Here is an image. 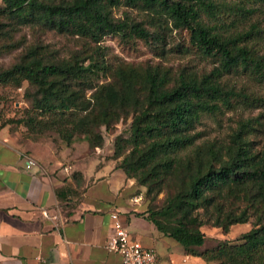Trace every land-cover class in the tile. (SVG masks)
Returning a JSON list of instances; mask_svg holds the SVG:
<instances>
[{
    "label": "trees",
    "instance_id": "obj_1",
    "mask_svg": "<svg viewBox=\"0 0 264 264\" xmlns=\"http://www.w3.org/2000/svg\"><path fill=\"white\" fill-rule=\"evenodd\" d=\"M257 3L264 0H0V16L7 19L0 23V34L26 25L97 45L87 58L59 62L47 59L41 46L31 47L21 63L0 71V84L27 80L41 96L33 102L35 111L61 118L55 122L59 128L71 118L72 125L60 129L69 147L80 133L86 139L81 144L100 148L104 139L97 130L132 116L131 133L117 139L112 158L146 197L166 192L165 205L148 209L147 218L187 255L216 264H264V146L258 150L248 139L253 121L242 122L230 143L197 144L201 133L196 131L204 114L233 108L239 93L228 87L226 75L240 68L264 81V56L245 44L264 30L237 28L257 11ZM121 4L148 14L156 31L130 16L117 18L114 8ZM171 28L189 32L196 52L213 64L210 72L200 76L185 69L175 75L159 65L114 67L99 45L108 35L160 43ZM108 74L112 81L101 83ZM27 126L39 123L31 117ZM252 216L256 221L240 242L199 251L206 243L204 226L228 234Z\"/></svg>",
    "mask_w": 264,
    "mask_h": 264
},
{
    "label": "crops",
    "instance_id": "obj_2",
    "mask_svg": "<svg viewBox=\"0 0 264 264\" xmlns=\"http://www.w3.org/2000/svg\"><path fill=\"white\" fill-rule=\"evenodd\" d=\"M80 146L44 155L0 121V264H123L106 247L115 211L161 264H207L147 218L144 189L115 159Z\"/></svg>",
    "mask_w": 264,
    "mask_h": 264
},
{
    "label": "rangeland",
    "instance_id": "obj_3",
    "mask_svg": "<svg viewBox=\"0 0 264 264\" xmlns=\"http://www.w3.org/2000/svg\"><path fill=\"white\" fill-rule=\"evenodd\" d=\"M254 7L257 11L246 15L241 20L237 26L239 30L245 32L253 26L264 30V4L257 3ZM114 14L121 19L130 16L137 21H143L152 33L156 31V26H153L148 14L139 9L129 8L121 4L114 8ZM1 22L5 23L7 19L0 16ZM245 44L254 49L258 55L264 56V33L250 36ZM99 45L102 46L107 61L114 67L119 64L143 67L159 65L163 68H170L175 75L186 69L188 72L198 73L200 76L210 72L213 68V64L209 60L196 52L195 47L190 42V35L187 30L167 29L165 39L160 43L152 39L145 41L136 37L125 38L120 35H108ZM35 46H41L47 59L54 62L71 60L75 57L82 60L90 56L97 47L88 38L40 27L15 25L10 31L0 34V71L21 63L28 55L29 49ZM110 81H112L110 74L102 75L100 78L101 83ZM224 81L239 95L233 97V108L223 109L217 114H204L202 116L201 123L196 130L201 133L197 144L206 141L230 143L231 135L238 130L239 125L242 122L252 120L253 130L248 135V139L256 149H262L264 146V81L257 75L240 68L226 75ZM90 94L91 91L88 96ZM36 97L41 96L38 95V90L27 80H23L20 85L14 82L0 84L1 123L10 125L15 131L20 132L24 140L35 144L36 149L44 155L73 154L75 150L81 149V142L86 140L84 134L76 133L72 137L70 146L72 144H76V146L70 150L71 147L68 146L67 142L69 137L67 134L65 136L66 132H63L65 128L72 125L71 118H66V120L64 118L61 122L64 126L59 128L55 122L61 118L53 114L39 113L33 109V102ZM31 117L34 122L39 123V126H27L28 119ZM132 119V116L125 117L109 128L102 126L97 130L102 135L104 142L100 147L102 151L97 149L99 147L95 150L97 149L98 153L107 154L109 158H112L117 139L129 137ZM60 129L63 130L62 133ZM64 162L63 167H69L68 162ZM143 196L148 209L158 210L166 203V192L159 194L153 200L146 197L145 192ZM245 204L237 203L241 207ZM252 211L256 213L254 209ZM254 221H256V217L252 216L250 222L232 226L228 234H224L221 228L204 226L202 231L206 236V243L199 248V251L211 249L224 241L240 242L242 236L252 229ZM207 264H216V262L207 261Z\"/></svg>",
    "mask_w": 264,
    "mask_h": 264
},
{
    "label": "built area",
    "instance_id": "obj_4",
    "mask_svg": "<svg viewBox=\"0 0 264 264\" xmlns=\"http://www.w3.org/2000/svg\"><path fill=\"white\" fill-rule=\"evenodd\" d=\"M32 165H35V161L29 159L28 168ZM111 220L112 233L106 245L108 251L119 254L123 264H161L159 255L154 249L144 246L131 237L118 211L111 213Z\"/></svg>",
    "mask_w": 264,
    "mask_h": 264
}]
</instances>
